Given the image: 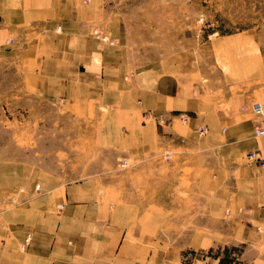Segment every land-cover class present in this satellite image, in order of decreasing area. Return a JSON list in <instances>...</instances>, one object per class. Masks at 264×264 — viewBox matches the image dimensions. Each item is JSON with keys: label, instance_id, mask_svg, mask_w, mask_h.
Here are the masks:
<instances>
[{"label": "rangeland", "instance_id": "obj_1", "mask_svg": "<svg viewBox=\"0 0 264 264\" xmlns=\"http://www.w3.org/2000/svg\"><path fill=\"white\" fill-rule=\"evenodd\" d=\"M104 9V33L90 35L96 53L73 96L0 100V163L26 164L27 176L52 175L63 185L88 182L92 198L122 210L126 224L155 218V239L126 242L152 252L140 264H264L262 224L246 236H188L197 221L165 223V208L180 218L191 195L193 158L180 157L200 125L187 109L170 112L171 99L166 108L156 103L163 77L197 80L224 50L264 49V0H104ZM1 187L0 210L15 207L22 189Z\"/></svg>", "mask_w": 264, "mask_h": 264}, {"label": "crops", "instance_id": "obj_2", "mask_svg": "<svg viewBox=\"0 0 264 264\" xmlns=\"http://www.w3.org/2000/svg\"><path fill=\"white\" fill-rule=\"evenodd\" d=\"M106 17L104 0H0V100L22 92L73 96L82 66L96 53L87 47L95 44L90 35L102 31ZM242 51L224 50L215 64H202L197 80L163 77L157 90L158 108L169 98L170 112L187 109L200 125L180 157L193 158L186 207L180 218L165 208L166 224L197 221L188 236H246L264 225V139L255 135L251 105L264 103V49ZM250 152L258 157L248 161ZM1 166L0 195L2 185L24 193L15 207L0 210V264H140L152 254L131 244L156 238L155 218L126 224L122 210L92 198L88 182L63 185L52 175L27 176L26 164Z\"/></svg>", "mask_w": 264, "mask_h": 264}, {"label": "built area", "instance_id": "obj_3", "mask_svg": "<svg viewBox=\"0 0 264 264\" xmlns=\"http://www.w3.org/2000/svg\"><path fill=\"white\" fill-rule=\"evenodd\" d=\"M107 38V37H105ZM252 112L256 116L257 124L255 126V135L264 136V105L260 101H255L252 104ZM167 158H171L172 154L167 153ZM257 152H252L250 158L255 159L258 156Z\"/></svg>", "mask_w": 264, "mask_h": 264}]
</instances>
